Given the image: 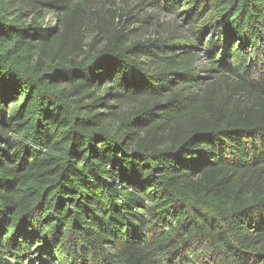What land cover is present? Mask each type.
<instances>
[{
	"label": "trees",
	"instance_id": "16d2710c",
	"mask_svg": "<svg viewBox=\"0 0 264 264\" xmlns=\"http://www.w3.org/2000/svg\"><path fill=\"white\" fill-rule=\"evenodd\" d=\"M14 6L0 264H264V0Z\"/></svg>",
	"mask_w": 264,
	"mask_h": 264
},
{
	"label": "rangeland",
	"instance_id": "374dc122",
	"mask_svg": "<svg viewBox=\"0 0 264 264\" xmlns=\"http://www.w3.org/2000/svg\"><path fill=\"white\" fill-rule=\"evenodd\" d=\"M16 2L17 0H0V15L11 13L15 8L14 4ZM103 9H108V6H106ZM145 9H146L145 11L155 14L154 10H150L147 7ZM41 15H42V20L40 22L43 26L59 27V21L56 19V16L52 14L50 11L44 10L43 12H41ZM173 17L169 15H163L162 19L168 21L175 19ZM201 64L205 65V62H201Z\"/></svg>",
	"mask_w": 264,
	"mask_h": 264
}]
</instances>
